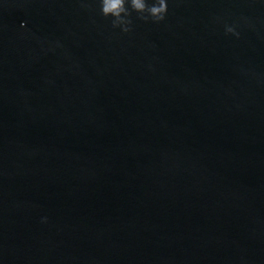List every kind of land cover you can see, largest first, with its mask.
<instances>
[{
	"label": "water",
	"instance_id": "water-1",
	"mask_svg": "<svg viewBox=\"0 0 264 264\" xmlns=\"http://www.w3.org/2000/svg\"><path fill=\"white\" fill-rule=\"evenodd\" d=\"M167 3L0 0V264H264V0Z\"/></svg>",
	"mask_w": 264,
	"mask_h": 264
},
{
	"label": "clouds",
	"instance_id": "clouds-1",
	"mask_svg": "<svg viewBox=\"0 0 264 264\" xmlns=\"http://www.w3.org/2000/svg\"><path fill=\"white\" fill-rule=\"evenodd\" d=\"M100 3L102 15L105 18L113 17L112 26L120 27L124 32L130 31L128 25L131 24V20L126 19L131 15L129 7L131 11L140 14L139 19L148 21L151 18L156 23L163 21L168 12L167 0H153L151 4L147 0H100ZM226 31L234 33L231 27H228Z\"/></svg>",
	"mask_w": 264,
	"mask_h": 264
}]
</instances>
